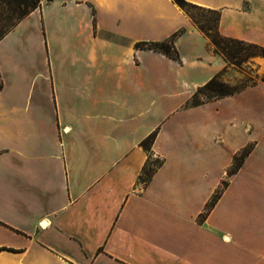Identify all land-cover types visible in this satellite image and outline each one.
<instances>
[{
    "label": "crops",
    "instance_id": "1",
    "mask_svg": "<svg viewBox=\"0 0 264 264\" xmlns=\"http://www.w3.org/2000/svg\"><path fill=\"white\" fill-rule=\"evenodd\" d=\"M188 1L264 46V0ZM227 66L174 0H42L0 39V264H264V81L188 106Z\"/></svg>",
    "mask_w": 264,
    "mask_h": 264
},
{
    "label": "trees",
    "instance_id": "2",
    "mask_svg": "<svg viewBox=\"0 0 264 264\" xmlns=\"http://www.w3.org/2000/svg\"><path fill=\"white\" fill-rule=\"evenodd\" d=\"M182 9H184L188 14L191 13V9H208L202 6H199L197 4H194L188 0H174ZM4 3L11 6L12 10L17 12V18L16 23L13 24L16 25L19 21H21L25 16H27L29 13H31L36 8L40 7L42 4V0H3ZM216 14L215 27L206 28L205 26L201 25V23L197 22L195 18L191 16L193 21L198 25V27L211 39V41L214 44L215 51L223 54L226 61H231L233 59H237L240 56L244 55L245 45H247L248 49H251L250 52L245 54L246 56L253 55L254 53H257L258 51L262 52L264 54V46L256 44V43H250L246 42L244 40L227 37L224 36L218 27V23L220 20V12L218 10H212L208 9ZM10 30V29H9ZM5 30L0 33V39L4 37V35L9 31ZM184 32L183 29L179 30L175 34H173L170 38L158 41V42H138L136 43V46L139 48H148L155 51H160L174 59L180 60V53L179 50L175 44L176 38L181 35ZM222 73L223 71L217 73L214 77H212L209 81H207L203 86L199 87V89L195 92L193 97L188 102V106H197L201 105L213 98H220L228 95L235 94L237 92L242 91L246 87L250 85L256 84V82L251 84H246L242 86H237L234 88H231L230 85L222 79ZM2 81L0 79V87H2ZM202 94H206L208 96V99H204L201 97ZM156 133H152L150 136H148L145 140H143L142 145L146 150L149 151V157L142 169V172L139 176L140 182L144 184H148L153 177L154 172L164 163V159L161 157L153 158V155L151 153V144L153 143L155 139ZM250 153V148H246L239 154H237L234 158L233 166L230 170V174L237 171L245 157ZM222 194V190H219L216 192L214 197L212 198L207 211L203 215H207L210 208L214 205V203L217 201V199ZM6 249L0 247V250Z\"/></svg>",
    "mask_w": 264,
    "mask_h": 264
},
{
    "label": "rangeland",
    "instance_id": "3",
    "mask_svg": "<svg viewBox=\"0 0 264 264\" xmlns=\"http://www.w3.org/2000/svg\"><path fill=\"white\" fill-rule=\"evenodd\" d=\"M195 20L206 28L215 27L216 14L208 9H191ZM17 12L13 11L11 6L0 0V33L9 30L16 23ZM196 25H199L196 23ZM249 48V47H248ZM245 45L244 55L228 61L227 68L222 73V79L226 81L231 88L251 84L254 82L264 81V54L258 51L253 55L246 56L251 49ZM223 55V54H222ZM201 97L208 99L206 94ZM153 158H157L154 157Z\"/></svg>",
    "mask_w": 264,
    "mask_h": 264
}]
</instances>
